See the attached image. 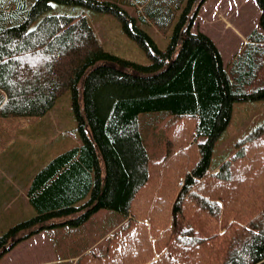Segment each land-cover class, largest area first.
Masks as SVG:
<instances>
[{"label": "trees", "instance_id": "16d2710c", "mask_svg": "<svg viewBox=\"0 0 264 264\" xmlns=\"http://www.w3.org/2000/svg\"><path fill=\"white\" fill-rule=\"evenodd\" d=\"M206 1L0 0V116H43L71 90L84 139L39 172L36 215L0 235V257L111 210L120 221L78 264H264V123L210 171L234 104L264 100V0L227 65L191 29ZM54 4L113 15L151 63L107 51L86 13ZM144 22L172 33L166 50Z\"/></svg>", "mask_w": 264, "mask_h": 264}, {"label": "rangeland", "instance_id": "374dc122", "mask_svg": "<svg viewBox=\"0 0 264 264\" xmlns=\"http://www.w3.org/2000/svg\"><path fill=\"white\" fill-rule=\"evenodd\" d=\"M53 8L57 13L70 15L86 13L107 51L139 64L151 63L141 46L124 32L121 23L113 15L85 6L54 4ZM214 8L223 12L225 10L229 20L241 30L235 32L236 35L225 31L223 19L219 17L215 24L210 23V18H216ZM136 9L129 7L128 11L137 16ZM204 9L207 11L196 20L195 30L213 34L225 63L237 49L241 36H245L247 30L260 28V8L256 0H217L205 5ZM141 27L150 34L159 49H167L172 33L162 34L146 23H142ZM79 108L83 110L82 96ZM262 123L264 100L236 102L231 121L215 144L210 171L229 159L237 149V142ZM83 141L71 90L60 97L43 116H0V184L10 187L7 183L13 181L20 185L19 177L12 176V170L20 167L25 170L28 167L27 174L35 172L48 160L79 148ZM6 204L0 206V235L17 225V219L30 216V207L22 211L21 206ZM116 215L111 210H101L81 225L63 224L44 229L3 254L0 264H78L84 253L95 250L93 248L100 245L114 230L120 221Z\"/></svg>", "mask_w": 264, "mask_h": 264}, {"label": "crops", "instance_id": "0c3cea01", "mask_svg": "<svg viewBox=\"0 0 264 264\" xmlns=\"http://www.w3.org/2000/svg\"><path fill=\"white\" fill-rule=\"evenodd\" d=\"M213 1H217V0H207L200 8L198 15L196 16L193 25H192V31H202V30H195V23L196 20L200 18L201 15H203L207 10L204 9L205 5H209V3L213 2ZM221 1V0H220ZM214 12H215V17L216 18H210L208 21L210 23H216L218 21V17L219 19H223V29L225 31H229L235 34V32L237 33V31L241 30L240 28L236 27L230 20L229 17H227V15L225 14V10L224 12L221 9L218 8H214ZM226 16V17H224ZM147 25H149L148 22H144ZM255 30L258 29H253L252 31L247 30L246 31V35L245 36H241V39L239 41V45L237 47V49L234 51V53L232 54L231 58L225 63L224 60V65H227L230 60L234 57V55L240 50V48L246 44L245 39H247L248 36H250V34L252 32H254ZM204 33H206L207 35H209L213 41L215 42V44L217 45L222 59H223V53L222 50L220 49L219 45L217 44L215 38L213 37V34L209 31H202ZM159 33V32H158ZM236 35V34H235ZM245 42V43H244ZM54 159V158H53ZM52 160V159H51ZM48 160L46 163H43L41 169L39 168L37 171L35 172H31L30 174H27L28 172V167L24 168L20 167L18 169L12 170V176L14 177H19L18 180L20 182V185H17L15 182L12 181V183H7L10 184L9 186H2V184H0V206L4 205L6 202L8 204H15V206H21L22 211L24 209H29L30 207V216L26 217V218H19L17 219V222H23L25 220L31 219L36 215V211L34 208V200H35V194H36V190L37 188L35 187V180L37 178V175L39 174V172L51 161ZM31 168V167H30ZM218 171V167L214 169L213 173H216ZM5 184V185H7ZM34 210V211H33Z\"/></svg>", "mask_w": 264, "mask_h": 264}]
</instances>
